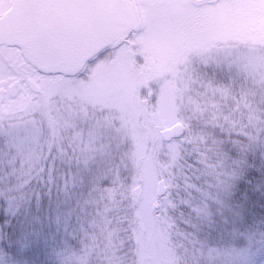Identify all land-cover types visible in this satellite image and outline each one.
<instances>
[{
	"label": "rangeland",
	"instance_id": "374dc122",
	"mask_svg": "<svg viewBox=\"0 0 264 264\" xmlns=\"http://www.w3.org/2000/svg\"><path fill=\"white\" fill-rule=\"evenodd\" d=\"M127 2L132 32L76 77L31 69L43 92L0 107V200L23 221L14 264L43 252L33 238L43 228L65 242L74 220L91 229L94 249L56 264H264V225L238 230L253 207L229 205L228 163L204 147L231 127L242 158L264 153V3ZM9 53L0 50V87L30 72ZM178 126L183 135L163 141ZM177 202L186 218L171 215Z\"/></svg>",
	"mask_w": 264,
	"mask_h": 264
},
{
	"label": "water",
	"instance_id": "95a60500",
	"mask_svg": "<svg viewBox=\"0 0 264 264\" xmlns=\"http://www.w3.org/2000/svg\"><path fill=\"white\" fill-rule=\"evenodd\" d=\"M12 4L0 20V29L13 25L14 38L4 42L17 47L22 57L44 74H77L86 60L132 25L123 0H65L60 8L42 4L43 9L29 0H12ZM28 85L36 91L34 83ZM13 88L17 91L19 86ZM182 132L177 127L163 133V139L169 141ZM164 193L160 182L158 196Z\"/></svg>",
	"mask_w": 264,
	"mask_h": 264
},
{
	"label": "trees",
	"instance_id": "16d2710c",
	"mask_svg": "<svg viewBox=\"0 0 264 264\" xmlns=\"http://www.w3.org/2000/svg\"><path fill=\"white\" fill-rule=\"evenodd\" d=\"M224 81V80H221ZM227 81V80H226ZM235 94V92L233 93ZM238 129V127H236ZM217 143L209 144L207 142L204 147L210 148V151H214L216 158L221 157L228 163L227 173L229 177V185L232 187V194L229 197V205L237 206L241 203L252 206L253 210L250 212H243L242 221L238 224V230H248L249 228H261L264 225V195L258 196L256 187L260 183H264V153L253 152L246 153L247 158H242L239 154V144L234 142L237 136L231 132V127L227 133L223 132V129H216L211 134ZM200 144L196 145L199 147L197 154L192 152V158L190 163L194 165V156L198 157V153L201 151ZM219 147V148H218ZM194 155V156H193ZM189 157L183 160L190 170L193 165L188 163ZM177 207L171 211V215L178 220L180 218H186V208L181 205V208L176 203ZM179 206V207H178ZM7 207L3 200H0V257L2 263L14 264L18 263L15 261V253L19 254V247L21 246L20 234L23 227V221L21 217H14L7 211ZM108 223V222H107ZM74 229L70 230L69 235L64 239L65 242H61L58 236L49 235L43 228V232L39 235L33 236L38 238L35 241H39L43 244V252L40 254H33L34 261L26 262V264H56L55 259L58 258L62 261V255L65 252H71L72 250L81 251V248H86L88 242L92 244L91 229L86 225L84 221H73ZM124 242L128 241L127 232L124 231ZM42 238V239H41ZM63 239V238H62ZM209 240L217 245H224L227 239L217 238L216 236H210ZM175 243V242H174ZM213 246V247H215ZM177 248V246H175ZM94 249V246H93ZM23 262V261H22ZM187 261L182 260L179 257L177 264H190ZM86 264H99L97 258L91 257L88 259Z\"/></svg>",
	"mask_w": 264,
	"mask_h": 264
},
{
	"label": "flooded vegetation",
	"instance_id": "af4514ba",
	"mask_svg": "<svg viewBox=\"0 0 264 264\" xmlns=\"http://www.w3.org/2000/svg\"><path fill=\"white\" fill-rule=\"evenodd\" d=\"M65 0H29L31 5H39L42 7L43 5H49L50 7H58L60 8V6L64 3ZM242 3H248L249 6L251 7H256L258 4L264 3V0H239V2ZM12 0H0V20L8 13V11L11 10L12 8ZM43 9V7H42ZM47 13V12H46ZM14 30L15 27L12 25L11 27H9V29H0V50H5L6 52H10L9 54L12 53V55H15V57H17V53L18 56L20 55L19 50L14 47V46H10L8 44H6L5 42H9L11 41L12 38H14ZM125 32V31H124ZM124 32L120 33L119 35L115 36V38L109 42V46L103 50L102 52H100L98 55L102 54L103 52H105L106 50H108V48L110 47V44L112 42H114L115 40H121L123 39V35ZM9 35V36H8ZM7 39V40H5ZM5 41V42H4ZM22 60V59H21ZM22 62H24L22 60ZM30 70V72H28L27 70L23 73L22 71L20 72V74H18V76L14 77V79L10 82H7L4 86L0 87V91H3L2 93V102H1V106L4 105V103L10 98V99H15L17 98L18 95L21 94H30V95H39L41 92H43V89L39 83V81L37 80L38 77L41 78H49V77H53V75L51 74H43L37 70H35L34 68L30 67L28 68ZM31 69L33 70V72H36L37 74V78L34 76H31ZM40 79V78H38ZM33 81L35 82L39 89L36 92H33L29 86H28V81ZM18 83L19 85V91H15V89L13 88L14 84ZM13 88V89H12ZM13 92V93H12Z\"/></svg>",
	"mask_w": 264,
	"mask_h": 264
}]
</instances>
